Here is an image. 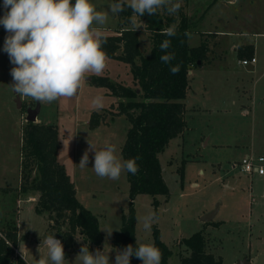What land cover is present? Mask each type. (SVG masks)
<instances>
[{
  "label": "rangeland",
  "instance_id": "obj_1",
  "mask_svg": "<svg viewBox=\"0 0 264 264\" xmlns=\"http://www.w3.org/2000/svg\"><path fill=\"white\" fill-rule=\"evenodd\" d=\"M92 2L97 10L105 11L108 10L110 0ZM187 2L186 13L194 18L195 32L189 34L191 46L201 43L203 38L200 37L204 36L207 29L210 33H214L216 27L224 32L241 29L251 34L262 33L263 36L257 38L260 55L262 54L264 0ZM211 3L214 4L211 6ZM4 12L3 0H0V16ZM202 14L203 17H200ZM118 26L116 16L109 15L106 25L100 31L103 35H111ZM138 31L142 54L148 56L152 48L150 34L145 27ZM6 35L3 25H0V188L3 190H0V238H6L4 231L13 220L18 224L20 253L28 264H36L40 256L47 255L43 240L50 234V229L56 234L57 227H50L52 222L48 217L36 213V193L31 190L22 192L19 189L22 183L21 148L23 129L27 123L26 109L34 108L39 102L16 96L9 87L12 83L10 70L13 65L8 54L3 51ZM216 50L217 48L215 56L218 55ZM229 51L226 61L222 60L215 68L193 70L194 82H191L189 92L193 87H199L201 80L209 81L210 88L203 103H209L213 111L192 117L185 115L188 123L185 135L172 140L165 152L159 155L169 195L157 196L160 202L157 209L159 219L153 225L158 226L162 241L172 252L170 264H181L179 254L187 256L188 253L180 245V241L200 231H204L207 252L221 258L223 264H264V176L256 173L248 176L239 169L232 168L233 163H239L245 157L234 144L249 142L247 154L254 159L264 157V68L261 73L247 74L246 70H250L251 66L241 65L237 54ZM99 77L108 78L115 84L136 87L131 66L108 58L106 68L100 75L86 73V79L82 80L77 95L40 104L37 122L58 128V162L64 166L79 191V201L98 215L100 229L107 225L120 231L131 202L128 175L124 172L118 180L97 177L91 168L94 164L93 152H89L88 167L79 166L84 151L89 147L88 140L98 148L106 140L110 141L117 145L118 153L122 156L129 128L126 117L116 114L121 99L97 85L94 80ZM235 84L242 88L240 94L237 93ZM98 95L104 97V107L99 112L94 110L92 104ZM241 100L247 104V115L241 110ZM94 113L103 121L99 127L92 129L89 121ZM209 140L210 145L207 146ZM262 165L264 167V163ZM182 167L183 179L179 174ZM13 190L19 192L16 194ZM30 194H36V197L28 200ZM134 205L137 243L153 244L152 227L151 231H145L139 222V217L149 210L156 212L152 197L138 195ZM217 205L218 214L211 223L218 226H205L201 221L202 217L215 210ZM118 231L114 230L110 237L101 231L103 242L99 248L93 247L92 251L103 250L104 244L106 249L109 245L117 249L113 239ZM75 239L77 246L81 248L83 238L76 234ZM77 254L75 252L66 256L65 264L68 261L69 264H74ZM115 254V251L109 253L110 264H114Z\"/></svg>",
  "mask_w": 264,
  "mask_h": 264
},
{
  "label": "trees",
  "instance_id": "obj_2",
  "mask_svg": "<svg viewBox=\"0 0 264 264\" xmlns=\"http://www.w3.org/2000/svg\"><path fill=\"white\" fill-rule=\"evenodd\" d=\"M187 1L182 0V7L176 16H170L165 9H161L153 16L145 13L140 17L151 37L152 48L148 56L142 54L139 31L131 28L130 9L116 16L119 26L114 34L104 35L107 42L103 49L107 58L130 65L136 84V87L132 88L112 83L108 78L99 77L94 80L97 85L106 88L110 95L121 99L116 114L125 116L129 122L121 151L122 157H139L136 161L139 171L135 175L126 172L131 202L128 214L123 217L122 229L114 235L113 244L118 249H123L129 244L133 247L138 245L135 235V198L141 194L151 196L157 213L160 204L157 196L169 195V189L162 176L159 155L165 152L170 141L186 130L188 123L185 118V100L191 84L189 71L202 67L211 51L206 40H202L198 46L189 45V34L195 30L194 18L185 10ZM213 4L211 3V6ZM173 24L176 25L175 37L161 34L163 29ZM203 35L213 37L214 33L207 32ZM164 39L171 40L168 51L175 54V59L170 65L160 61V56L164 53L160 51L159 45ZM175 65L180 66V71L172 75L169 68ZM102 121V118L94 113L89 121L90 128L99 127ZM23 136L22 183L19 189L22 192L31 190L37 194L35 211L48 217L52 222L50 227H57L55 238L62 242L67 257L80 250L76 244V234L83 238L84 243L90 245V251L93 247L99 248L103 242L99 217L79 201L73 181L64 166L58 162V128L50 124L27 122ZM179 174L183 179V167L180 168ZM13 191L16 194L19 192ZM206 225L218 226L211 222ZM4 233L6 238H0V264H14L15 249L18 248L19 242L18 225L12 220ZM50 234H53L52 229ZM152 237L153 244L162 253L161 264H170L172 252L162 241L157 225H152ZM180 245L184 246L188 253L187 256L179 254L181 264H223L221 258L207 252L204 231L182 239ZM17 260L16 264H25L21 257H17ZM130 264L142 262L133 256Z\"/></svg>",
  "mask_w": 264,
  "mask_h": 264
},
{
  "label": "clouds",
  "instance_id": "obj_3",
  "mask_svg": "<svg viewBox=\"0 0 264 264\" xmlns=\"http://www.w3.org/2000/svg\"><path fill=\"white\" fill-rule=\"evenodd\" d=\"M181 7L182 0H110L108 10L100 11L92 0H75L74 3L73 0H3L5 12L0 16V25L7 33L3 51L13 65L9 87L17 96L30 98L41 105L59 98H72L78 94L86 73L100 75L106 68L108 58L103 45L107 39L100 28L106 25L109 15L115 17L130 9V25L136 31L146 25L140 20L145 13L153 16L165 9L168 15L176 16ZM161 34L175 37L176 25L163 29ZM170 47V39H164L159 45L164 53L160 61L168 65L175 59V54L168 51ZM169 71L175 75L180 66H170ZM92 104L99 112L104 107V97L96 96ZM88 145L79 166L88 167L89 152H93L91 168L97 177L118 180L124 172L135 175L139 171L136 162L139 157L124 159L116 144L106 140L98 148L88 140ZM158 219L157 213L149 210L139 217V222L143 230L151 231ZM114 230L119 229L107 225L100 229L107 237ZM43 244L47 255L40 256L36 264H65L64 246L55 234L46 236ZM112 251L116 253L114 264H130L133 256L142 264H161L162 253L151 243H140L135 247L129 244L123 249H113L110 245L106 249L104 244L103 250L95 251H90L88 243H84L74 264H110L109 253Z\"/></svg>",
  "mask_w": 264,
  "mask_h": 264
},
{
  "label": "crops",
  "instance_id": "obj_4",
  "mask_svg": "<svg viewBox=\"0 0 264 264\" xmlns=\"http://www.w3.org/2000/svg\"><path fill=\"white\" fill-rule=\"evenodd\" d=\"M216 28L214 29L215 32H214V36L213 37H210L209 35L200 37L201 39L203 38V40L208 41L211 51L208 54L209 56H208L207 61L203 64L202 67H199V68L201 70H207V69L215 68L218 65V63L222 62V60L226 61L228 50H230L229 52L232 51L235 54H237L239 62L242 61V60H251L253 58L256 59V63H252V64L246 65V66H251L250 70H246L247 74L248 73H250V74L261 73V71L264 68V50H263L262 54L260 55V50H259L258 45H257V38H260V36H263L262 33H253V34H251V33H247V31L243 32L241 29L237 30V31H232V32H224V31H219ZM207 30H206V32H210V31H207ZM224 37H227V38L225 39ZM201 39H200V41H201ZM224 39L227 40V41H224ZM200 41H199V43H200ZM216 48L218 50V55L217 56H215V54H216L215 53V49ZM225 52H226V54H225ZM243 52H245V54H243ZM242 55H243V57H242ZM195 69H198V68H194L191 71H189L191 82L192 81L194 82L193 70H195ZM239 74H241V73H239ZM239 79H240V77H239ZM209 84H210L209 81L206 82L204 80H201V83L199 84L200 85L199 87H196V88L193 87L191 89V92L187 93V97H186V100H185L186 107H187L186 117H187V115L192 117L193 115H197V114L213 111V109L211 108L209 103H203V100L206 99V95H207L208 89L210 88ZM196 85H198V84H196ZM190 88H191V84H190ZM235 88L237 89V93L239 92V94H240L241 91H243L240 86H237V84H235ZM247 96L250 98L249 95H247ZM187 99H188V101H187ZM216 105L218 106L220 104H216ZM246 105L247 104H245L241 100V106L243 107L241 110L244 112L245 115H247L248 112H249V109L246 108ZM36 122H37V120H36ZM187 129H188V127H187ZM183 135H185V132H183L177 138L180 139V137H182ZM177 138H175V139H177ZM175 139H173V140H175ZM203 140L204 139L202 138V142H203ZM248 144H250V143L245 141V142H241V143H238V144H234V146L238 147L239 150L242 151L243 154H245L244 156L246 157V156H249L247 154L248 147H249ZM206 145L207 146L210 145V140L207 141ZM252 145H254V144H252ZM229 146H231V145H229ZM261 176H264V175H261ZM226 186L228 187L229 185L226 184ZM75 188H76V186H75ZM76 191H77V198H78V192L79 191L77 190V188H76ZM35 197H36V194L35 195L34 194H30L28 200L31 199V198H35ZM32 201H34V199ZM19 247H20V245H18V248H17V250L19 251V257H21L22 260H24L25 264H28V262L25 261L23 255L20 253Z\"/></svg>",
  "mask_w": 264,
  "mask_h": 264
},
{
  "label": "built area",
  "instance_id": "obj_5",
  "mask_svg": "<svg viewBox=\"0 0 264 264\" xmlns=\"http://www.w3.org/2000/svg\"><path fill=\"white\" fill-rule=\"evenodd\" d=\"M240 63L244 66L248 65V64H252V63H256V59L253 58L251 60H242L240 61ZM264 163V157L263 156H259L257 159H254L250 156H246L242 159V161H240L239 163H233L232 164V168L233 169H239V171L242 174H246V175H251L253 173H256L258 175H264V167L263 164ZM1 237V235H0ZM14 261L13 263L16 264L17 263V257H19V252L17 249H15V255H14Z\"/></svg>",
  "mask_w": 264,
  "mask_h": 264
},
{
  "label": "water",
  "instance_id": "obj_6",
  "mask_svg": "<svg viewBox=\"0 0 264 264\" xmlns=\"http://www.w3.org/2000/svg\"><path fill=\"white\" fill-rule=\"evenodd\" d=\"M17 103L19 104V102H17ZM39 112H40V104L39 103H36L34 108H32V107L27 108V110H26V113H27L26 121L30 122V123H35L36 120H38L37 116H38ZM218 207H219V205H217L215 210L204 215L202 217L201 221L205 224L212 222L214 220V218L216 217V215L218 214V210H219ZM239 264H243V263L240 262Z\"/></svg>",
  "mask_w": 264,
  "mask_h": 264
},
{
  "label": "flooded vegetation",
  "instance_id": "obj_7",
  "mask_svg": "<svg viewBox=\"0 0 264 264\" xmlns=\"http://www.w3.org/2000/svg\"><path fill=\"white\" fill-rule=\"evenodd\" d=\"M27 110V109H26Z\"/></svg>",
  "mask_w": 264,
  "mask_h": 264
}]
</instances>
